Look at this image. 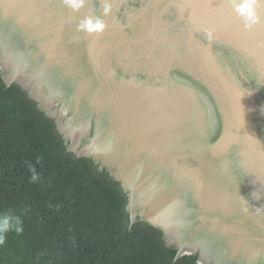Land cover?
Returning <instances> with one entry per match:
<instances>
[{"label":"water","instance_id":"water-1","mask_svg":"<svg viewBox=\"0 0 264 264\" xmlns=\"http://www.w3.org/2000/svg\"><path fill=\"white\" fill-rule=\"evenodd\" d=\"M256 13L259 22L245 27L233 0H82L78 9L0 0V26L24 52L0 43V66L7 85L48 72L64 87L67 98L40 107L66 99L68 121L66 110L47 112L72 150L81 116L94 123L77 155L121 180L131 222L139 213L160 226L176 258L197 250L169 235L180 224L179 190L197 204L190 229L218 237L235 263H264V4ZM87 18L105 27L85 31Z\"/></svg>","mask_w":264,"mask_h":264},{"label":"trees","instance_id":"trees-1","mask_svg":"<svg viewBox=\"0 0 264 264\" xmlns=\"http://www.w3.org/2000/svg\"><path fill=\"white\" fill-rule=\"evenodd\" d=\"M13 37L9 52L18 48ZM7 74L0 66V216L18 217L21 231L4 234L0 264H214L199 250L176 258L160 226L139 213L131 222L121 180L92 155H77L90 145L93 124L72 150L56 119L64 110L62 121L70 119L66 99L41 108L49 87L39 82L41 95L31 97L32 81L7 85Z\"/></svg>","mask_w":264,"mask_h":264},{"label":"flooded vegetation","instance_id":"flooded-vegetation-1","mask_svg":"<svg viewBox=\"0 0 264 264\" xmlns=\"http://www.w3.org/2000/svg\"><path fill=\"white\" fill-rule=\"evenodd\" d=\"M9 33L10 32L6 31L4 28H1V26H0V35H2L0 37V41H1L0 43H2V44L7 43L8 38L12 34V33H10V34ZM12 37H13V35H12ZM14 44L18 45V42L16 39L14 40ZM17 51H20L19 45H18V48L16 49L15 52L17 53ZM20 52H22V51H20ZM20 52H18V53H20ZM18 53H17V55H18ZM23 53L24 52H22L21 55L19 54L18 57H22V55H24ZM17 55L10 56V58H9V60H7V62L9 61L11 65H14V63L16 62ZM37 68L38 67L32 68L31 72L33 74H38L35 71ZM39 73H41V72H39ZM41 74L46 79L44 81H42L40 79H34L37 82L32 83V85L30 86L33 90L32 94H35L38 96L41 95V93L39 92V89H37V88H38L39 82L42 81L44 84H47V86L49 87L50 94L48 95V97L52 96L55 98V96H57V97L63 96L64 98H67V94H65L66 90L64 89L63 86H61V84H59V82L55 81V79L53 80L52 76L49 75L48 72L45 74H43V73H41ZM48 97L45 100L43 99L41 103H45L46 100L49 99ZM90 121L91 120L89 118L81 116V120L78 122V127H77L78 130H80V129L83 130L84 124L85 125L86 124H88V125L94 124L92 121L91 122ZM82 130H81L80 134L82 133ZM80 134L77 137V142H78V139L80 137ZM157 178H160V177H157ZM159 182H161V181H159ZM170 183L171 182L169 180L165 179V181H164L165 186L171 185ZM176 192L178 195H176L174 192L175 199H179V202H178V200H177V202L180 203L179 208L181 209V212L178 215V218L180 220V224L176 227L172 226L171 229L169 228L170 229L169 235L173 234V237H175V238H177L179 236L182 237V235H184L181 239L182 240L186 239L187 240L186 244L191 243L190 242L191 240L194 241V243H191V244L195 245L197 247V250H201L200 254L203 258H205L206 261H212L214 264H240V263L234 262V260L228 255V251H224V246L222 247V244H221L222 242L220 241V239L218 237H209V236L206 237L205 231L201 230L195 226L193 229L189 228V225H196V224H194L195 222L190 219L189 214L195 213L198 210L197 204L195 203L196 204L195 206L190 204L192 202L190 194H186V193L179 191V190H177ZM143 198L146 199L147 197H141L140 199H143ZM221 256L223 259H221ZM254 261L256 262L257 260H254ZM259 261H257L256 263H250L252 261H249L248 263H242V264H264V263L259 262Z\"/></svg>","mask_w":264,"mask_h":264},{"label":"clouds","instance_id":"clouds-1","mask_svg":"<svg viewBox=\"0 0 264 264\" xmlns=\"http://www.w3.org/2000/svg\"><path fill=\"white\" fill-rule=\"evenodd\" d=\"M81 2L82 0H67L69 6L73 9H78L81 6ZM233 4L235 10L243 17L245 27H250L251 25L259 22L260 18L256 13V5L264 4V0H239V2H237V0H233ZM105 11H107V8H105ZM80 27L91 33L102 31L105 25L99 18L95 20L87 18L82 22ZM32 179H36L35 174H33ZM19 224L20 221L18 217L14 218L9 214L0 216V244L4 242V234L13 227H15L17 232L21 231Z\"/></svg>","mask_w":264,"mask_h":264}]
</instances>
